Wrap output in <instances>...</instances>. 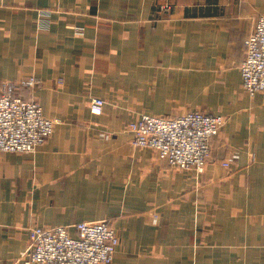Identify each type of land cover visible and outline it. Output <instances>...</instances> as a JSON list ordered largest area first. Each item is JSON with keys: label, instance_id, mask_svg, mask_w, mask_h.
Here are the masks:
<instances>
[{"label": "crops", "instance_id": "0c3cea01", "mask_svg": "<svg viewBox=\"0 0 264 264\" xmlns=\"http://www.w3.org/2000/svg\"><path fill=\"white\" fill-rule=\"evenodd\" d=\"M262 16L264 0H0V93L36 76L17 95L63 121L36 152H0V264H26L37 226L98 221L112 264H264V96L240 72ZM146 111L226 118L202 173L135 146Z\"/></svg>", "mask_w": 264, "mask_h": 264}, {"label": "built area", "instance_id": "2783aa9c", "mask_svg": "<svg viewBox=\"0 0 264 264\" xmlns=\"http://www.w3.org/2000/svg\"><path fill=\"white\" fill-rule=\"evenodd\" d=\"M245 47L246 58L240 66L243 88L251 97L264 96V16ZM16 83L8 84L0 96V152L33 153L61 121L47 117L38 102L13 93L19 87L35 88L40 80L30 77ZM104 105L102 99L94 98L91 113L101 115ZM225 124V117L200 111L173 119L143 114L130 124V130L135 146L155 151L172 168L202 173L211 157L212 140ZM119 245V235L108 221L80 222L72 228L37 226L30 232L26 264H112Z\"/></svg>", "mask_w": 264, "mask_h": 264}, {"label": "rangeland", "instance_id": "374dc122", "mask_svg": "<svg viewBox=\"0 0 264 264\" xmlns=\"http://www.w3.org/2000/svg\"><path fill=\"white\" fill-rule=\"evenodd\" d=\"M162 9H166V7H163ZM42 13H43V11H42ZM75 31H76V34L77 35H83L84 34V29L82 28V27H78V28H75ZM30 77H35V78H37L38 80H40L38 77H36V76H29V77H27V78H22V79H28V78H30ZM22 79H20V80H22ZM20 80H18V81H20ZM18 81H15V82H8V83H5V84H3V87L1 88V93H0V96L2 95V93L4 92V88L8 85V84H17L16 82H18ZM41 82V81H40ZM58 83L59 84H63V80H58ZM40 85V84H39ZM38 85V86H39ZM20 88H29V89H31L30 87H19L18 89H14V91H13V93L15 94V96L16 97H20V98H22L21 96H19V95H17V93L20 91L19 89ZM141 89H138V90H129V92H130V94H136L137 95V97L139 96V94H138V91H140ZM23 99V98H22ZM99 99H102V98H99ZM25 100V99H24ZM104 102H105V100L104 99H102ZM27 101H35V100H27ZM138 101H139V99H138ZM37 102V101H36ZM106 104V103H105ZM41 106V105H40ZM105 106V105H104ZM190 112V111H189ZM147 113H149L148 111H146V113H144V114H147ZM188 113V112H187ZM141 115H143V114H141ZM140 115V116H141ZM147 115H149V114H147ZM139 116V117H140ZM153 116V115H152ZM163 117V116H162ZM224 117V116H223ZM58 119H60V118H58ZM226 119V118H225ZM60 121H61V123L60 124H62V119H60ZM135 121V120H134ZM226 122H227V120H226ZM60 124H58V125H60ZM57 125V126H58ZM56 126V127H57ZM130 127V126H129ZM54 134V133H53ZM210 160V159H209ZM209 162V161H208ZM226 163V162H225ZM208 164V163H207Z\"/></svg>", "mask_w": 264, "mask_h": 264}]
</instances>
